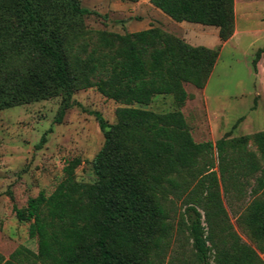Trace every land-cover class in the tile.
I'll use <instances>...</instances> for the list:
<instances>
[{"label": "trees", "instance_id": "1", "mask_svg": "<svg viewBox=\"0 0 264 264\" xmlns=\"http://www.w3.org/2000/svg\"><path fill=\"white\" fill-rule=\"evenodd\" d=\"M150 2L177 21L218 27L221 41L234 32L235 0ZM90 13L81 0H0V109L59 96L60 122L79 104L75 92L90 87L123 104L113 123L95 112L103 133L95 180L77 179L75 157L51 193L13 206L37 249L0 252V264H264L234 230L223 199V192L243 193L258 171L254 191L264 195V130L253 135L259 152L249 149L248 135L197 142L180 109L185 84L202 88L209 80L218 47L154 25L89 28ZM157 94L173 95L179 108L141 106ZM243 222L264 241V197L251 201ZM175 230L187 233L192 257L181 256L186 245H175Z\"/></svg>", "mask_w": 264, "mask_h": 264}, {"label": "rangeland", "instance_id": "2", "mask_svg": "<svg viewBox=\"0 0 264 264\" xmlns=\"http://www.w3.org/2000/svg\"><path fill=\"white\" fill-rule=\"evenodd\" d=\"M235 1L234 32L221 41L218 27L177 21L150 0H81L93 11L85 16L89 28L123 33L154 25L193 45L218 47L209 80L202 88L186 83L189 97L180 109L197 142L248 135L249 149L259 152L253 135L264 130V0ZM74 98L79 104L67 109L60 122L56 121L59 96L0 109V252L6 257L21 244L37 249L36 239L28 234L29 221H19L14 205L25 207L40 191L51 193L63 177L66 161L75 157L81 159L77 179H96L92 160L103 143V133L95 112L113 123L116 108L123 104L95 87L77 90ZM141 106L158 112L179 108L171 94H157ZM260 175L258 171L250 178L243 193L223 192V199L234 230L264 262V241L254 239L243 222L251 201L264 197L260 189L254 191ZM174 218L177 222L179 212ZM186 234L175 230L173 236L176 246L186 245L183 258L192 257Z\"/></svg>", "mask_w": 264, "mask_h": 264}, {"label": "crops", "instance_id": "3", "mask_svg": "<svg viewBox=\"0 0 264 264\" xmlns=\"http://www.w3.org/2000/svg\"><path fill=\"white\" fill-rule=\"evenodd\" d=\"M235 4H236V1H235ZM214 27H215V26H214ZM216 29H217V28H216ZM216 32H217V30H216ZM235 32H238V30L236 29ZM235 35H236V33H235ZM226 43H227V42H226ZM226 43H225V44H226Z\"/></svg>", "mask_w": 264, "mask_h": 264}]
</instances>
